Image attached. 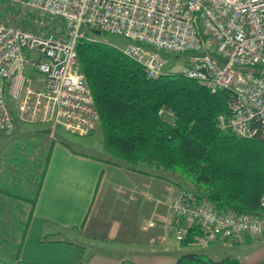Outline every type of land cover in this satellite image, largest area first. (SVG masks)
Masks as SVG:
<instances>
[{
  "label": "built area",
  "instance_id": "built-area-1",
  "mask_svg": "<svg viewBox=\"0 0 264 264\" xmlns=\"http://www.w3.org/2000/svg\"><path fill=\"white\" fill-rule=\"evenodd\" d=\"M83 26L127 37L120 49L150 78L164 73L162 51L189 53L180 72L226 93L220 128L264 140V0H0V132L22 123L47 124L51 138L59 127L80 136L94 131L98 110L77 46L100 38ZM167 207L144 229L163 225L179 243L193 230L191 245L203 248L264 238V214L220 211L193 190L181 189Z\"/></svg>",
  "mask_w": 264,
  "mask_h": 264
},
{
  "label": "trees",
  "instance_id": "trees-1",
  "mask_svg": "<svg viewBox=\"0 0 264 264\" xmlns=\"http://www.w3.org/2000/svg\"><path fill=\"white\" fill-rule=\"evenodd\" d=\"M77 48L96 102V128L102 133V150L107 156L94 158L142 173L173 175L179 184L190 181L193 191L220 211L264 214L260 206L264 140L242 138L220 128L218 116L227 113L223 90L211 92L181 72L150 78L137 60L101 39H82ZM163 107L173 110L174 116L160 115ZM59 141L74 149L67 141ZM51 145L39 160L40 173L25 179L28 183L24 180L28 184L23 187L25 194L6 189L18 185L20 178L16 184L0 185V193L6 197L0 202V254L19 264H32L21 260V250L48 168ZM3 162L1 168H9L11 161ZM2 177L7 181L11 175ZM25 203L28 207L23 209ZM195 234L190 231L182 245H191ZM176 264L240 262L232 257L214 260L197 251L181 254Z\"/></svg>",
  "mask_w": 264,
  "mask_h": 264
},
{
  "label": "crops",
  "instance_id": "crops-1",
  "mask_svg": "<svg viewBox=\"0 0 264 264\" xmlns=\"http://www.w3.org/2000/svg\"><path fill=\"white\" fill-rule=\"evenodd\" d=\"M33 124H36L34 130L20 134L23 142L15 143L22 145L17 150L14 147L7 150L12 138L0 132V162L6 164L10 160L13 164L15 161L20 167L22 161L28 164L21 177L15 176L14 169L0 166L1 186L39 174L43 151L57 140L51 145L48 168L25 235L21 250L23 262L176 264L181 254L197 252L185 250L195 246H183L163 225L144 229L149 219L168 213V200L184 187L179 179L104 162L72 149L57 136L51 138L47 124ZM2 175L6 178L11 175V178L5 181ZM3 198L6 197L0 193V202ZM22 207L26 209L28 205L25 203ZM20 217L24 219L23 214ZM16 229L20 231L18 223ZM154 240L160 242L154 243ZM113 244L119 247L112 248ZM197 248L214 260L232 257L240 264H264L263 237L247 236L237 242L220 239ZM0 264L19 263L13 257L0 254Z\"/></svg>",
  "mask_w": 264,
  "mask_h": 264
},
{
  "label": "rangeland",
  "instance_id": "rangeland-1",
  "mask_svg": "<svg viewBox=\"0 0 264 264\" xmlns=\"http://www.w3.org/2000/svg\"><path fill=\"white\" fill-rule=\"evenodd\" d=\"M82 31L89 35V36H97L98 38H100L101 40L110 43L114 46H117L119 48H124L126 47L130 40L123 36V35H118V34H113L110 32H105L102 31L101 34L97 35L95 33H93L92 29L88 26H83ZM162 55L164 56L166 63L164 65V73H170V72H180L182 71L188 64V59H189V53H181V54H176V53H168L167 51H162L161 52ZM32 72H34V70H27V74L30 77L32 76ZM21 125V124H19ZM16 127L15 130L11 131V132H5L4 136H8L10 138H12V143L10 144V146L7 148V150H10L11 148L14 147V149H18L21 146H19L18 144H15L16 142H23L21 141V137L20 134L24 135L25 132H29V130H34L36 126V124L33 123H22L21 126ZM21 135V136H22ZM56 136L58 138V140L63 139L64 141H67L68 143H70V145L77 151H81L83 153L95 156V157H101V158H105L107 157L105 155V153L102 150V133L100 131L99 128H95L92 134H89L87 136H80L78 134H74V133H70L68 131H65L63 128L59 127L56 131ZM6 139V138H5ZM15 139V140H13ZM20 140V141H19ZM21 149V148H20ZM22 166L19 167L18 164L15 165V161L13 162V164L9 165V169H14V172L16 175L15 176H22L21 172L24 168L28 167V164L24 163L23 161L21 162ZM3 168V166H2ZM174 180L177 179V177L173 176ZM23 177L20 179V182L18 185L14 186V187H10V188H6L9 191L12 192H16V193H23L25 194V188H27L28 184V180H25L26 183H24ZM180 181V180H179ZM188 181V180H187ZM184 187H186L189 190H193L192 189V184L190 183V181L188 182H182V184H180ZM24 187V189H23ZM183 189V188H182ZM83 241H87V240H83ZM154 243H159V240H154ZM114 245V244H113ZM111 245L112 248H115L116 246L119 247L117 244L116 246ZM106 247L107 246H103ZM110 246L108 248H111ZM198 246L192 247V246H188L185 247L187 251H201L202 249L197 248ZM200 249V250H199ZM205 252V250H204Z\"/></svg>",
  "mask_w": 264,
  "mask_h": 264
},
{
  "label": "water",
  "instance_id": "water-1",
  "mask_svg": "<svg viewBox=\"0 0 264 264\" xmlns=\"http://www.w3.org/2000/svg\"><path fill=\"white\" fill-rule=\"evenodd\" d=\"M94 33L97 34V35H99V34H101V30H97L96 29V30H94Z\"/></svg>",
  "mask_w": 264,
  "mask_h": 264
}]
</instances>
